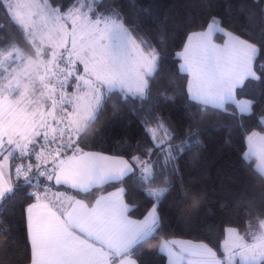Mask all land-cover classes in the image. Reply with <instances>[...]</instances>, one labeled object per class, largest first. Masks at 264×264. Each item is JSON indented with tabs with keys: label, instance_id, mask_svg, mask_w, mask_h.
I'll return each mask as SVG.
<instances>
[{
	"label": "snow or ice",
	"instance_id": "1",
	"mask_svg": "<svg viewBox=\"0 0 264 264\" xmlns=\"http://www.w3.org/2000/svg\"><path fill=\"white\" fill-rule=\"evenodd\" d=\"M24 7L29 9L26 15L21 12ZM0 8L34 51L26 55L16 42L8 50L0 49V212L20 196L34 200L26 209L30 264H136L132 255L160 239L161 204L171 190L170 176L179 174L173 153L182 151L197 131L190 125L185 139L173 144V132L157 116L155 127L148 129L154 142L146 150L148 159L134 155L131 163L84 151L81 145L89 131L96 130L111 98L108 93L118 89L125 103L129 98L142 103L150 99L166 58L164 50L152 47L137 27L125 26L117 0L108 6L76 0L66 10L50 0H30L27 5L0 0ZM10 24L0 26V31ZM218 31L228 38L223 45L212 42ZM260 51L213 17L207 29L191 33L177 53L183 60L181 71L191 77L186 85L189 98L221 108L233 101L242 114L250 113L256 101L236 102L234 89L249 78L260 80L253 70ZM161 95L169 98L166 91ZM113 109L118 111L116 105ZM199 111L203 119L207 107ZM248 146L245 158H260L257 171L264 180V136H249ZM153 155L162 159L153 160ZM10 161H19L14 176ZM129 174L153 201L142 220L127 217L128 206L119 198L123 189L99 197L91 207L66 192L53 191L54 186H66L89 193L96 185ZM180 187L181 196H187L183 181ZM197 203L194 199L192 206ZM259 229L248 234L251 242L228 229L223 259L207 244L177 239L164 238L155 250L166 253L168 264H232L236 255L242 264H264V221Z\"/></svg>",
	"mask_w": 264,
	"mask_h": 264
},
{
	"label": "trees",
	"instance_id": "2",
	"mask_svg": "<svg viewBox=\"0 0 264 264\" xmlns=\"http://www.w3.org/2000/svg\"><path fill=\"white\" fill-rule=\"evenodd\" d=\"M50 2L66 10L76 0ZM112 2L99 0L97 4L108 6ZM117 2L126 27H137L139 35L157 50L163 49L166 58L148 101L142 103L129 98L125 103L121 101L123 94L118 89L108 93L111 98L104 105L96 130L89 131L81 146L84 151L122 156L130 162L134 155L148 159L146 150L153 148L154 144L148 129L155 127L157 116L162 117L173 132V144H180L185 139L191 125V130L197 131V135L183 146L182 151L173 153L179 174L170 176L171 190L161 204L160 239L151 241L144 246L142 253L132 256L139 264H167L166 253L155 250L164 238L206 242L222 254V243L229 227L245 232L253 220H264V180L257 171L256 159L245 158L248 135L254 130L264 131V0ZM213 17L219 19L225 30L257 43L261 49L255 59L260 80L249 78L237 89L238 97L256 101L250 113L242 114L233 101L221 108L205 106L189 98L186 90L189 74L181 71L182 59L177 53L183 50L189 35L206 30ZM8 24L4 9L0 8V26ZM161 37L163 44L160 43ZM215 37L222 42L226 35L218 31ZM13 42L32 52L31 45L23 39L22 31L15 24H10L0 31V47L10 48ZM165 91L167 99L161 95ZM113 105L118 111H114ZM204 107H207V112L201 119L199 110ZM197 140L199 143L195 142ZM154 151L159 153L160 149ZM151 158L162 159L157 155ZM16 163L18 161H14ZM138 171L134 165V172ZM181 181L187 196H181ZM119 187L125 190L129 214L143 218L153 201L146 196L133 174L96 186L89 193L65 188L92 203L100 194ZM194 199L198 200L195 207L192 206ZM33 201L20 196L7 205L6 211L0 212V264H30L26 209Z\"/></svg>",
	"mask_w": 264,
	"mask_h": 264
},
{
	"label": "crops",
	"instance_id": "3",
	"mask_svg": "<svg viewBox=\"0 0 264 264\" xmlns=\"http://www.w3.org/2000/svg\"><path fill=\"white\" fill-rule=\"evenodd\" d=\"M204 31V30H203ZM199 32V31H198ZM225 38H227V37H225ZM213 37H212V41H213ZM188 41V40H187ZM215 41V40H214ZM187 43V42H186ZM184 49V48H183ZM183 51V50H182ZM183 64V60H181V65ZM189 74V73H188ZM191 79V77H190V74H189V80ZM239 87V86H238ZM238 87L237 88H235L234 89V92H235V94H236V91H237V89H238ZM71 89H73V88H71ZM227 102H229V101H227ZM227 102H225L224 103V105H226V103ZM223 105V106H224ZM90 151V150H89ZM90 152H96V151H90ZM98 152V151H97ZM99 153H101V154H103V155H105V156H108V157H115V158H122V159H125V160H128L127 158H125V157H122V156H117V155H112V154H107V153H103V152H99ZM252 158H255L256 159V161H257V158L256 157H252ZM130 162V161H129ZM131 163V162H130ZM14 161H10V172L13 174V176H14V174H15V167H14ZM109 181H111V180H109ZM108 182V181H107ZM106 183V182H105ZM104 184V183H103ZM102 185V184H101ZM96 186H98V185H96ZM96 186H94V187H96ZM66 186H54L53 187V191H61V192H63V191H66L67 192V195H69V196H73V197H75L76 199H79V200H83L89 207H91L92 205H94L95 204V201L99 198V197H101V196H109L110 194H114V193H118V192H120V190L121 189H123V193L120 195V200H122L123 201V203L125 204V205H127L128 206V209L130 208V205H129V203L126 201V198H125V190H124V188H122V187H119V188H116V189H114V190H111V191H108V192H105V193H102V194H100L92 203H88V201H86L85 199H83V198H81V197H79V196H77L76 194H74L72 191H69V190H67L66 188H65ZM93 187V188H94ZM34 202V201H33ZM32 202V203H33ZM126 215H127V217L130 219V220H142L143 218H135V217H132L130 214H129V210H128V212L126 213ZM260 221H264L263 219H256V220H253L251 223H250V225H249V228H248V230L247 231H245V232H240L239 230H237L236 228H228V229H235L241 236H246L247 237V239L249 240V242H251V237L250 236H248V234L249 233H253V234H255V233H257L260 229H259V225H260ZM227 229V230H228ZM172 239H177V240H182V241H192V242H195V243H204V244H207L208 245V247H210L215 253H216V255H217V258L218 259H223L224 257H225V253H224V249H223V245H224V242H225V240L227 239V234H226V238H225V240L223 241V243H222V254H219L218 253V251L216 250V249H214L211 245H209L208 243H206V242H202V241H195V240H190V239H184V238H172ZM133 260H135L136 261V264H139V262L136 260V258H134L133 256L131 257ZM167 264H168V262H167ZM232 264H242V258L239 256V255H236L234 258H233V261H232Z\"/></svg>",
	"mask_w": 264,
	"mask_h": 264
},
{
	"label": "rangeland",
	"instance_id": "4",
	"mask_svg": "<svg viewBox=\"0 0 264 264\" xmlns=\"http://www.w3.org/2000/svg\"><path fill=\"white\" fill-rule=\"evenodd\" d=\"M99 0H96V2H98ZM89 2H90V0H89ZM20 3L21 4H23V5H27L28 3H30V0H20ZM93 7H95V5H93ZM21 12H22V14H27L28 12H29V9L27 8V7H24V8H22L21 9ZM126 26V25H125ZM223 29H224V27L223 26H221ZM207 29V28H206ZM227 31V30H226ZM218 32H214L213 33V35H212V37L214 38L213 39V43L214 44H217V45H223L224 43H225V41L228 39V38H225L224 39V41H222V42H219L218 41V39H216V34H217ZM236 35V34H235ZM227 37V36H226ZM242 38V37H241ZM242 39H244V38H242ZM215 40V41H214ZM188 42V41H187ZM250 42H252V41H250ZM252 43H255V42H252ZM187 44V43H186ZM255 44H257V43H255ZM257 46H258V44H257ZM21 48V47H20ZM0 49H3V50H8L9 48H3V47H0ZM21 49H23V48H21ZM24 50V49H23ZM32 52H28V50H24V52H25V54L26 55H29V56H32V55H34V51H33V49L31 50ZM182 52V51H181ZM11 67H16V64H12L11 65ZM253 70L256 72V74H257V71H256V69H255V60H254V62H253ZM81 71H82V66H81ZM74 90V88L73 89H71V88H69L68 89V91L69 92H71V91H73ZM234 100L236 101V102H239V101H250V99L249 98H245V97H243V98H241V97H238L237 96V91H236V94H235V92H234ZM251 109H252V107H251ZM263 120H264V118H263ZM257 134L258 136H264V131H259V130H254L253 132H251L249 135H248V137L249 136H251V135H253V134ZM89 151V150H88ZM90 151H94V150H90ZM249 151V146H248V149H247V151H246V153ZM97 152V151H96ZM99 152V151H98ZM256 158H257V161H256V165L258 166L259 164H260V158L258 157V156H256ZM18 163H19V161H18ZM101 184H99L98 186H100ZM63 192H66V191H63ZM67 193V192H66ZM229 228H234V227H229Z\"/></svg>",
	"mask_w": 264,
	"mask_h": 264
},
{
	"label": "built area",
	"instance_id": "5",
	"mask_svg": "<svg viewBox=\"0 0 264 264\" xmlns=\"http://www.w3.org/2000/svg\"><path fill=\"white\" fill-rule=\"evenodd\" d=\"M29 162H30V161L27 160V161H25L24 163H29Z\"/></svg>",
	"mask_w": 264,
	"mask_h": 264
}]
</instances>
